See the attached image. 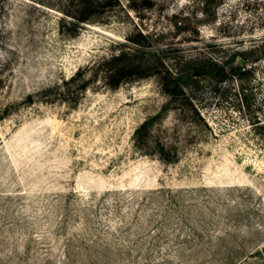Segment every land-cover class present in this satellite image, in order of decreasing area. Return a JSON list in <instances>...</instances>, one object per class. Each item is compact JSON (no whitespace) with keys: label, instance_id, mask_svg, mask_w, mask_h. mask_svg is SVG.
Returning <instances> with one entry per match:
<instances>
[{"label":"rangeland","instance_id":"1","mask_svg":"<svg viewBox=\"0 0 264 264\" xmlns=\"http://www.w3.org/2000/svg\"><path fill=\"white\" fill-rule=\"evenodd\" d=\"M99 2L71 33L79 0H0V264H264V0ZM128 38L202 67L183 82L201 117L159 73L66 83Z\"/></svg>","mask_w":264,"mask_h":264},{"label":"trees","instance_id":"2","mask_svg":"<svg viewBox=\"0 0 264 264\" xmlns=\"http://www.w3.org/2000/svg\"><path fill=\"white\" fill-rule=\"evenodd\" d=\"M79 8L76 9L77 14L69 15L70 19L64 17L63 21L67 23V26H61V31H64V27L68 32H77L83 23L94 21V17L100 12L103 6L99 0H79ZM139 35L142 38H147V35L143 34L141 31ZM130 43H133L135 48L130 50H121L119 54H115L111 57L104 58L98 63H94L85 68L79 69V71L69 80L66 81L67 84H76L78 88H86L88 82H83V76L85 72L91 71L94 78L101 77V82H104L106 86L116 88L120 86L123 82L144 78L155 73H159L160 79L166 92L173 98H180L184 105L193 115L201 117L199 110L197 109L194 97L189 94L184 87V78L189 77H199L204 72L201 70L202 67H190L186 74H178L173 72L170 68L166 67L163 63L162 57L156 53H149L142 48V40L138 38H128ZM125 45V43H122ZM242 59L247 62V57L241 55ZM212 66V64L210 65ZM162 67V69H161ZM216 73L221 75V77H226L227 74L237 72L240 74L239 79H243L249 70L246 65H241L240 67H232L228 72L224 67H216ZM239 103L237 108L251 109L252 104L249 101V96L244 93V88L242 87V92L239 93ZM242 107V108H241ZM152 121L149 119L145 121L141 127L137 130V135H142V132H146L149 129ZM251 132L258 137L264 145V119H262L256 113L251 116L250 119Z\"/></svg>","mask_w":264,"mask_h":264},{"label":"water","instance_id":"3","mask_svg":"<svg viewBox=\"0 0 264 264\" xmlns=\"http://www.w3.org/2000/svg\"><path fill=\"white\" fill-rule=\"evenodd\" d=\"M239 62H240V64L241 65H245L247 62L244 60V59H242V58H239Z\"/></svg>","mask_w":264,"mask_h":264}]
</instances>
